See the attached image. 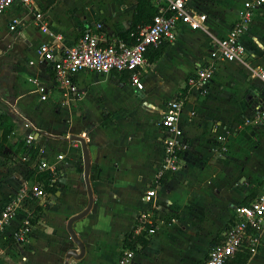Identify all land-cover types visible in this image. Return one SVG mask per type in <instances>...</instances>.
Listing matches in <instances>:
<instances>
[{"label": "crops", "instance_id": "1", "mask_svg": "<svg viewBox=\"0 0 264 264\" xmlns=\"http://www.w3.org/2000/svg\"><path fill=\"white\" fill-rule=\"evenodd\" d=\"M247 1L196 0L206 19L197 28L179 24L173 44L149 50L140 71L142 90L127 76L80 73L71 95L54 86L46 54L58 59L95 23L107 42H131L134 33L127 31L137 1L86 0L64 7L61 12L71 24L53 14L57 3L69 0H32L0 13V137L8 132L0 155V208L10 194L39 182L31 173L41 171V161L55 166L63 180L57 198L56 191L45 207L37 200L39 215L29 244L0 243V264H117L125 236L150 207H157L155 216L164 226L135 253L133 264H200L205 259L222 238L234 207L264 188V120L253 118L264 86L252 77L255 66L264 68V4L241 39L246 57L213 62L207 91H189L185 83L195 68L212 62L217 41L227 36ZM37 13L44 17L45 32L36 23ZM14 21L20 22L18 33L8 29ZM160 65L167 71L161 72ZM148 72L154 74L150 89L144 86L151 83ZM37 81L48 89L45 100ZM176 98L184 100L188 147L178 173L159 179L163 131L158 121L167 102ZM72 135L87 144L93 194L90 211L73 224L84 243L80 258H66L69 250L79 254L66 224L88 203L82 152L78 142L57 139ZM29 136L30 145L38 146L32 162L24 154ZM150 190L154 195L145 197ZM245 264H264V230L261 245Z\"/></svg>", "mask_w": 264, "mask_h": 264}, {"label": "built area", "instance_id": "2", "mask_svg": "<svg viewBox=\"0 0 264 264\" xmlns=\"http://www.w3.org/2000/svg\"><path fill=\"white\" fill-rule=\"evenodd\" d=\"M32 0H0V13L15 4L30 5ZM157 14L151 24L143 26L131 35L132 41L125 42L113 38L109 42L102 38L99 31L102 26L94 24L93 28L83 30L76 43L60 52L58 59L46 54L53 72V84L64 94H73L75 76L80 73H95L98 75L116 74L119 77L127 76L136 90H142L140 71L147 63L146 55L152 48L163 44H173L177 39L179 24L187 23L193 28L200 27L206 19L198 8L196 0H153ZM264 0H251L243 4L239 20L229 29L227 36L217 41L216 50L211 54L212 62L199 65L186 78L185 88L199 93L207 91L208 84L213 79L216 67L213 62L221 60L234 62L246 57L247 51L241 39L249 33L252 24L260 17ZM36 23L45 32L44 17L35 14ZM20 22L9 24V31L18 33ZM262 47V46H261ZM48 53V52H47ZM33 65V62H29ZM252 77L257 78L264 86V68L255 66ZM37 89L41 99L45 100L48 89L37 81ZM184 100L176 98L168 101L158 121L163 131L162 160L157 171V178L175 175L181 167L182 153L188 144L182 126ZM253 118L264 120V99L257 102ZM28 143L33 137H28ZM43 151L40 150L42 155ZM29 155H27V158ZM26 159V157H25ZM58 159H62L59 155ZM39 170L49 171L52 174L50 183L60 181L55 166L47 162L39 163ZM154 191L146 192L145 197H152ZM51 193L45 191L43 182H35L30 187L23 186L21 190L9 195L0 208V243L13 244L24 247L29 244L34 220L39 215L38 205L45 207L49 203ZM157 207H150L137 218L134 234H140L148 227L146 238L160 231L164 223L155 216ZM233 218L222 234V238L209 249L207 256L200 264H226L238 253L246 252L254 255L261 245V233L264 230V188L248 202L234 207ZM135 253L124 250L117 264H133Z\"/></svg>", "mask_w": 264, "mask_h": 264}, {"label": "trees", "instance_id": "3", "mask_svg": "<svg viewBox=\"0 0 264 264\" xmlns=\"http://www.w3.org/2000/svg\"><path fill=\"white\" fill-rule=\"evenodd\" d=\"M136 1L137 4L132 15L130 27L127 31L128 33H136L139 28L151 24L153 17L157 14V10L154 6L153 0ZM157 56L158 55L156 54L155 57ZM7 135L8 132L0 137V155L2 154L4 142L6 140ZM37 150L38 146H33L29 144L26 146L24 154H28L30 157V161L32 162L34 160L35 153L37 152ZM31 174H35V179L37 181L44 183L45 191H47L48 193L54 194L58 190V188L62 187L60 182H58L57 180L52 184L50 183L52 179V174L49 171H33ZM57 175L59 176V173ZM147 231L148 227L142 230L140 234H134V230H132L129 234L125 236L123 249L131 250L134 253L140 251L148 243V238H146ZM217 242L218 241H216L215 243ZM249 257L250 256L246 252H241L238 253L231 261L227 262L226 264H245Z\"/></svg>", "mask_w": 264, "mask_h": 264}, {"label": "water", "instance_id": "4", "mask_svg": "<svg viewBox=\"0 0 264 264\" xmlns=\"http://www.w3.org/2000/svg\"><path fill=\"white\" fill-rule=\"evenodd\" d=\"M37 135L48 136L44 132H38ZM57 139L66 140V141H72V142H78L80 144L81 152H82V160H83L82 179H83L85 191L87 193L88 203H87V206H86V208L84 210H82L80 213H78V214L72 216L71 218H69L68 221H67V224H66L67 233H68L69 237L71 238L72 242L77 246V248L79 250V254L78 255L76 254L75 251L69 250L66 253V258H69V257L80 258L83 255V253H84V243L75 234V232L73 230V224L76 223L77 221L83 219L88 214V212L90 211L91 206L93 204V194H92V190H91L90 183H89V174H90L89 152H88L87 144H86L84 138H82L80 136L72 135V136H69L66 139H63L61 137H57ZM61 182H63V180H60V183ZM58 196H59V191H57L54 194V198H57Z\"/></svg>", "mask_w": 264, "mask_h": 264}, {"label": "rangeland", "instance_id": "5", "mask_svg": "<svg viewBox=\"0 0 264 264\" xmlns=\"http://www.w3.org/2000/svg\"><path fill=\"white\" fill-rule=\"evenodd\" d=\"M78 3H80V4H86V0H75V3H74V1L73 2H71V4H70V0H69V2H65V3H57V7L55 8V12H53V14H55L54 15V17H58V18H60L61 20H63L65 23H67V24H71L72 23V19L70 18H65V16H64V14L61 12V10L64 8V7H67V6H72V5H77ZM60 4V5H59ZM59 6V7H58ZM62 21V22H63ZM158 68H159V70L161 71V72H166L167 70L165 69V67H164V65L162 66V65H160V66H158ZM163 69H165V70H163ZM188 74H190V73H188ZM154 74L152 73V72H148V74H147V76H148V81L150 80H152V76H153ZM167 77V76H166ZM167 78H169V77H167ZM168 83H171L170 81L168 82ZM147 86L148 87V89H150L151 87H152V85H153V81H151V83H148L147 84V82H144V86Z\"/></svg>", "mask_w": 264, "mask_h": 264}]
</instances>
